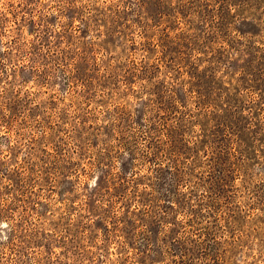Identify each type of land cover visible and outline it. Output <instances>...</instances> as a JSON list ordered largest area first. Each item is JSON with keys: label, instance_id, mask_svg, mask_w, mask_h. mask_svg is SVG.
Listing matches in <instances>:
<instances>
[{"label": "rangeland", "instance_id": "374dc122", "mask_svg": "<svg viewBox=\"0 0 264 264\" xmlns=\"http://www.w3.org/2000/svg\"><path fill=\"white\" fill-rule=\"evenodd\" d=\"M226 1L0 0V119L27 111L7 127L0 124V171L18 162L20 169L36 171L24 169L21 187L13 176L21 189L12 193L0 185V264H12L15 252L22 259L16 264H225L202 255L206 244L230 250L233 264H264V186L251 193L236 178L230 209L221 213L208 197L199 198L205 190L190 183L182 189L191 192L194 214H178L166 201L174 192L168 164L176 160L154 143L157 137L164 145L182 146L180 132L170 141L166 125L181 129L187 121L176 118L197 119L191 116L201 111L196 91L190 98L183 91L195 62L194 81L203 89L216 91L221 78L234 93L241 91H217L232 106L239 104L230 120L253 123L264 108V0H240L230 11ZM170 2L181 24L168 17L155 26ZM170 26L169 40L183 38L181 47L165 39L163 30ZM202 45L214 64L195 59L202 57L196 50ZM176 46L182 50L175 53L181 78L178 67L165 68L161 60L163 51L173 55ZM169 86L186 114L165 119L156 94ZM17 95L20 103L14 102ZM164 101L161 107H170L169 98ZM188 127L193 144L200 126ZM257 145L261 157L252 171L264 177V143ZM7 150L12 154L6 157ZM153 153L161 157L158 163L149 160ZM207 169L202 163L195 173ZM137 194L153 204L148 213ZM217 213L231 217L218 220ZM181 249L194 252L192 260L183 261Z\"/></svg>", "mask_w": 264, "mask_h": 264}, {"label": "trees", "instance_id": "16d2710c", "mask_svg": "<svg viewBox=\"0 0 264 264\" xmlns=\"http://www.w3.org/2000/svg\"><path fill=\"white\" fill-rule=\"evenodd\" d=\"M240 0H227L226 2H228V5L226 3V5L228 6V11H230L233 8L238 9V7L240 6L239 3ZM235 2V3H232ZM172 3L170 2V6L168 7V12L166 13L164 11H159V15L160 19L159 22L161 20L160 23H156L155 26H161L162 23H164L166 18H176L174 21H177L178 24H181L180 18L181 16L178 15L177 13V9L176 7H172ZM172 7V12L175 11L176 13H170L169 10H171ZM188 17L191 16V14L189 13L187 15ZM164 20V21H163ZM214 20V18L212 19ZM186 23H188L186 21ZM212 23V22H211ZM208 25V24H207ZM206 25V26H207ZM170 27H166L163 30V35L168 36V38H165L167 41L176 44L178 43V45L181 47L182 46V41L183 38H179L178 36L173 39L172 41L169 40V35L167 34L168 30ZM178 28V27H177ZM190 29H195V27L193 28V26H191ZM151 30V29H150ZM173 29H170L169 31H171ZM222 36V35H220ZM154 38V37H153ZM196 40V39H195ZM181 41V42H179ZM195 43H198V45L200 44L199 41H195ZM194 43V44H195ZM193 44V45H194ZM156 45H163V43L157 42ZM170 46V45H169ZM168 45H165L164 47V51L166 52V50H168L167 48L169 47ZM176 49L172 50L171 47V52H173V55L169 54V55H164V51H163V55L162 57V64L163 66H165V68L170 67V68H175L176 64L175 62L178 59V56L175 55L176 52H178V54H180V52H182V50H178V47H175ZM202 48H207L206 46L202 45L201 49H196L199 53L202 54L201 58H195L197 59V61L199 60H203V61H210L212 62V64H214L213 62V58H208V53L205 55V52L203 51ZM170 50V49H169ZM212 52V51H211ZM164 56V58H163ZM160 57V58H161ZM179 57L181 59H184V55H179ZM205 57H207L208 59H205ZM158 58V57H157ZM159 58V60H160ZM196 63V62H195ZM190 64L189 68L190 71L186 70L189 72L190 76L193 78L190 81H188V87L186 86L187 84H184V93L185 95L190 98L194 96V93L196 91V96H197V101H196V106L197 108H199L201 111L196 114V115H191L192 118L197 117V119H186V117H184V115H182L179 119L176 118L177 116V112L179 113V105L180 102L182 103L181 99L179 97H176V95H174V91H172L171 86H169V90H164L162 89V94L161 93H152L153 95L156 94L157 100H161L160 103L161 105L164 104L165 98H169L170 101V107L167 108H162L160 105V109L162 111L165 112V114H159L161 116V118H163V115H165V119H171L173 116L176 118V120H181V121H187V123H183V128H179L178 126H167L166 128V135L169 137L170 141L175 138V135L177 133L180 132V137H178L177 142L182 144V146H174L171 143L170 144H166L164 145L163 143H161V141H159V139H157V137H152L155 139L154 143L157 144V147L163 148V152H165V156L167 153H170L172 155H174V161L176 160V164L175 165H170L168 164V167L170 168V170L172 171V173H174V178L172 180V188H173V193L166 195V201L169 202V204L167 205V207H172L178 214H188L189 216L191 214H194V204L192 203V201H189L190 199V194L191 192H186V190L182 189V188H186L188 185H190V183L194 184V188L196 190L200 189V190H205L206 193L202 192L203 195H199V198L201 196H205L208 197V204L209 206H211L212 208H218L219 212H225L226 210H229V205H230V201L229 199L232 197V195L230 194L231 188H234L235 185V180L236 178H240L242 179V184L243 186L252 192H255L256 190L258 192H260L259 187L264 186V177H261L260 175H254L253 171H252V164L254 163V161H256L259 157H261L259 155V151H261L259 148H257V142L261 141L264 143V108L260 107L256 113V116H253V123L248 122L246 125L239 123V122H234L233 120H230L228 118L229 113L232 111H235V106L239 107L238 105H231V101L227 100L226 98H228V96L226 97L225 93H220L217 92L218 90L221 91L222 89H228L229 91V95H233V94H237L234 93V90H232L231 88H229L221 78L218 79V83L220 84L221 87H215L216 91L211 92V91H207V89H203V87L198 83V81H194V78L196 77L195 72H197L198 68L197 63L196 64ZM161 63H159L158 65V70L161 69ZM200 65V64H199ZM32 67V66H31ZM178 67L176 69V71H178L180 77L181 75L184 74V71L182 70V65H178L176 66ZM36 68V66H35ZM34 67L30 68V70L36 72L39 70H37V68L35 69ZM46 81L48 82L49 79V75L47 76L44 75ZM83 79H80L79 81L81 82ZM180 80V79H179ZM26 81V79H25ZM83 86H87L86 83H84V81H82L80 83ZM99 85H101L99 83ZM167 84H165L164 86H166ZM256 88V84H252L249 88L252 89ZM235 88V87H234ZM241 89V88H240ZM261 89V88H258ZM69 91V89H68ZM67 92V91H66ZM65 92V93H66ZM170 92V93H169ZM241 91L239 90L237 95H240ZM3 94V91L1 90L0 95ZM161 94V95H160ZM216 96V97H215ZM20 95H17V99L14 100L15 103H20L18 102ZM230 98V96H229ZM164 99V100H163ZM150 101H153V98H150ZM220 101V103H219ZM222 103V104H221ZM167 104V103H166ZM17 107V106H16ZM12 109H14L15 107H11ZM16 110V108H15ZM181 112V111H180ZM27 113V111H26ZM26 113H22V110H17L16 113H13L12 116L8 115L5 113V115L0 119V124L3 125V127H7V124L13 120V117H16L18 115L23 116L26 115ZM181 114H186L184 111L181 112ZM36 116V115H35ZM34 116V118H35ZM245 117V116H242ZM38 120V119H37ZM167 122V121H166ZM241 122V121H240ZM188 124L194 125V126H200V135L198 138L193 140V144H190V142H192V140H188V138L186 137L187 135H190V133L187 130H190V128L188 127ZM45 135L42 137L44 138ZM169 147V148H167ZM178 152V153H177ZM194 152V153H193ZM149 153H152V151H149ZM3 155L9 156L10 154H12V152H8L7 151H3L2 152ZM179 154V155H176ZM199 154H202V157L204 156V158L200 157ZM204 154V155H203ZM177 156H180L177 158ZM181 156L184 159H187L185 161H180ZM18 157V155H17ZM150 157L149 160L153 161L154 163H158V159L161 158L160 156L156 155L155 153H153V156H148V158ZM189 161V162H188ZM203 163L207 164V167L209 169L206 170V173H202V171H200L199 173H195L198 172L196 171L198 169V166L200 167V165ZM162 164V163H160ZM191 166L193 167H190ZM5 165V162L2 164ZM16 167V168H14ZM20 167L22 168V165H20V162H18L17 164L13 165L10 164L8 167H6L5 171H0V178L3 181L6 182H0L1 187L7 191V193H12V190L16 189L17 187L15 186V182L13 179V176L18 175L17 178V184L18 186H22V182L23 179L21 177V174L24 172V169L26 170L27 168H29V171H33L36 172L34 170V167H30L29 165L26 167L24 166L23 169H20ZM42 172V171H41ZM201 173V174H200ZM48 177L54 181V176L53 175H49L48 173ZM194 177H196V179H194ZM40 178H42V176L40 175ZM193 178V179H192ZM258 180V182H256V180ZM50 181V182H52ZM97 186H100L99 184ZM17 188V189H21V188ZM34 187V185L32 186ZM201 187H203V189H201ZM53 189V188H51ZM34 191V190H32ZM138 193V191H136ZM136 194V193H135ZM201 194V193H200ZM138 195V194H137ZM140 195H138V197L136 198V202H140L141 204H144V207L147 209L146 212L148 213L149 210L153 208V204L151 202L149 203H144L142 200L138 199ZM177 196H179V198H177ZM182 200V201H181ZM194 200V199H193ZM155 207V206H154ZM215 212V210H214ZM228 212V211H226ZM221 213L216 215V219L221 220V219H225V217L227 218V216L231 217V214H227L224 217V214L221 216ZM3 214L0 217V220L3 221ZM191 221H194L192 217ZM228 222L231 224L236 225V221H233L231 219L228 220ZM215 233L212 232V235H214ZM211 235V234H210ZM69 235H64L65 237H68ZM66 239H70L66 238ZM236 240V239H234ZM69 241V240H68ZM71 241V240H70ZM218 242L215 241V244H217ZM233 244H238L237 241H233ZM202 245V244H201ZM214 245V244H213ZM213 245H210V247H212ZM221 245V244H220ZM5 246V247H4ZM209 245L206 244L204 245L202 248V255L205 257H214V260L217 263H225V264H233V259H231L232 257H229L228 252L230 250H226L224 252L221 251H214L213 249H210V247H208ZM4 248L8 247V245H3ZM200 247V244H198V248ZM226 247V246H225ZM16 250V249H15ZM53 252V251H52ZM199 252V251H198ZM232 252V250H231ZM55 253V252H54ZM15 254H17L16 256L14 255V257H12L11 259V263L12 264H16L19 263V261H21L22 259L19 257L18 253L15 252ZM192 255V256H191ZM194 255V252H190L187 253L185 249H181V255L180 257L182 258L183 261H185V257L190 258V260H192V257ZM235 259V258H234ZM21 264H24V262H20ZM184 263V262H183Z\"/></svg>", "mask_w": 264, "mask_h": 264}]
</instances>
